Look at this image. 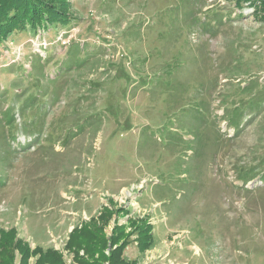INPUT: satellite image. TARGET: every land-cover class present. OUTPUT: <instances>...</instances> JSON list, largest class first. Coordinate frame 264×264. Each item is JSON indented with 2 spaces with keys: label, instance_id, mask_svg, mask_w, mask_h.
Masks as SVG:
<instances>
[{
  "label": "rangeland",
  "instance_id": "rangeland-1",
  "mask_svg": "<svg viewBox=\"0 0 264 264\" xmlns=\"http://www.w3.org/2000/svg\"><path fill=\"white\" fill-rule=\"evenodd\" d=\"M55 1L68 27L0 46V229L76 264L69 233L106 206L105 237L153 227L129 262L264 264L260 6Z\"/></svg>",
  "mask_w": 264,
  "mask_h": 264
},
{
  "label": "trees",
  "instance_id": "trees-1",
  "mask_svg": "<svg viewBox=\"0 0 264 264\" xmlns=\"http://www.w3.org/2000/svg\"><path fill=\"white\" fill-rule=\"evenodd\" d=\"M249 1L257 11V5L264 13V0H236L237 3ZM68 3L55 0H0V46L9 38L22 34L36 35L58 27H68L71 16ZM73 19V18H72ZM127 215L129 214L126 211ZM116 210L102 207L98 217L75 226L69 233L65 248L72 253L76 264H137L127 261L123 251L128 236L136 234V242L143 253L154 244L153 227L149 218L128 219L130 232L125 226L113 229L110 237H105L103 227ZM100 224L101 228L98 227ZM107 243L110 247H107ZM110 248L107 254L106 250ZM80 252L83 254L80 255ZM30 260H33L30 262ZM0 264H66L62 254L54 248L35 246L19 238L15 228L0 229Z\"/></svg>",
  "mask_w": 264,
  "mask_h": 264
}]
</instances>
